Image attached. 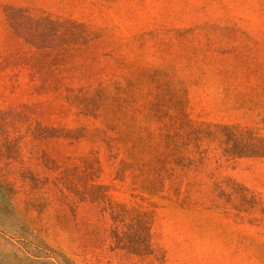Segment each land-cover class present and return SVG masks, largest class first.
Returning a JSON list of instances; mask_svg holds the SVG:
<instances>
[{
    "label": "rangeland",
    "instance_id": "1",
    "mask_svg": "<svg viewBox=\"0 0 264 264\" xmlns=\"http://www.w3.org/2000/svg\"><path fill=\"white\" fill-rule=\"evenodd\" d=\"M0 264H264V0H0Z\"/></svg>",
    "mask_w": 264,
    "mask_h": 264
},
{
    "label": "clouds",
    "instance_id": "2",
    "mask_svg": "<svg viewBox=\"0 0 264 264\" xmlns=\"http://www.w3.org/2000/svg\"><path fill=\"white\" fill-rule=\"evenodd\" d=\"M10 244H12V242H9ZM12 246L14 247L15 245L14 244H12Z\"/></svg>",
    "mask_w": 264,
    "mask_h": 264
}]
</instances>
